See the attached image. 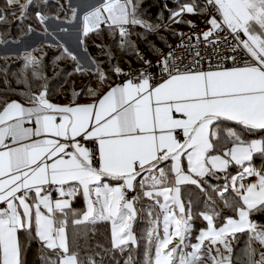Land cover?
Segmentation results:
<instances>
[{
    "label": "snow or ice",
    "instance_id": "snow-or-ice-1",
    "mask_svg": "<svg viewBox=\"0 0 264 264\" xmlns=\"http://www.w3.org/2000/svg\"><path fill=\"white\" fill-rule=\"evenodd\" d=\"M65 2L68 22L79 23L81 45L90 33L107 30L119 35L122 49L132 48L143 67L125 72L113 66L123 79L101 95L109 76L93 58L88 71L99 83L88 92L98 98L81 104L75 98L82 93L73 92V101L59 105L48 99L46 86L32 91L27 73L46 80L43 58L23 54L16 83L27 91L16 94L25 103L0 102V264H24L22 254L33 241L40 246V264H96L95 253L82 258L78 240L87 241L98 222H110L112 249L130 252L138 242L133 222L143 211L136 203L145 198L152 217L145 264H264V252L256 247L264 248V224L252 219L264 215V0H203L202 6L189 0L170 10L171 21L192 29L197 25L183 14H207L203 22L210 27L190 35L171 30L179 42L167 52L151 46L155 61L127 39L133 26L149 32L162 27L145 18V0H95L82 13L72 0ZM32 4L4 0L0 23L9 10L24 19ZM35 16L56 40L48 46L62 49L55 59L70 58L76 73L85 71L49 32L46 21L61 16ZM201 45L205 51L211 47L215 63L201 55ZM153 67L157 71H149ZM221 174L223 183L210 182ZM182 186H195L205 197L203 210L181 199ZM78 196L83 209L72 206ZM196 219L206 222L198 231ZM238 234L247 240L235 254L231 241Z\"/></svg>",
    "mask_w": 264,
    "mask_h": 264
},
{
    "label": "trees",
    "instance_id": "trees-1",
    "mask_svg": "<svg viewBox=\"0 0 264 264\" xmlns=\"http://www.w3.org/2000/svg\"><path fill=\"white\" fill-rule=\"evenodd\" d=\"M21 2H24V0H21ZM186 2H189V0H180L178 6ZM197 3L199 2L197 1ZM61 4L64 5L62 11L60 9ZM0 7H4V0H0ZM12 7L15 8L16 6L13 5ZM36 11H41L49 17L59 14L61 19L67 21V16L70 13L65 0H33V4L24 19H20L21 12L18 10L15 12L9 10L7 12V20L0 23V39L2 41H16L29 33V26L32 29L43 31L44 26L39 23L35 16ZM143 12L146 14V19H149L153 24L159 23L162 27L154 32H149L140 26H133L129 30L131 34L127 39L135 43L142 56L157 57L151 46L164 51L177 37V35L172 34L171 30L180 31L189 28L185 23H175L169 19L170 11L166 9L164 0H145ZM204 17L205 14L193 15L184 13L182 19L199 23ZM120 39L118 34L110 35L107 30L99 34L90 33L84 38V45L88 53L109 76L108 83L101 89V94L108 88V84L116 82L118 76L112 73L113 66L129 70L142 64L133 54L131 47L124 49L120 47ZM61 51L62 49L59 46L49 47L48 43H41L30 51L32 55L43 58L42 75L46 77V80H32L31 72L29 71L27 75L32 84V91H39L41 86L44 85L47 87L48 99L57 103L73 101V92L82 93L75 98L76 102L96 99L97 97L90 96L88 92L89 87L97 88L99 82L97 83L96 77L86 70L82 73H76L74 71L76 62L70 58L56 60L55 58L61 55ZM24 62L23 55L18 57L0 56V102L17 100L25 103L23 98L16 94L21 91H27L24 84L16 83L17 78L21 76ZM5 70L7 72L6 75ZM69 73L72 74L69 75ZM85 85L88 87H85ZM260 163L261 160L257 157L256 165L259 167ZM236 171L235 167L229 169V172L233 175L236 174ZM210 182L223 183V174H221V180L210 179ZM181 198L185 203L191 199L196 211H201L205 207V197L198 192L195 186H182ZM149 203L151 202L146 198L136 203L137 209L143 208V211L138 213L136 220L133 222V232L137 236L138 245H132L130 252L125 251L122 253L119 250L112 249L110 222H98L94 226L95 230L89 231L87 241H85L84 237H80L78 240L82 258L86 259L88 255L95 253L96 264H125V261H129V264H145L147 248L145 230L149 227V221L152 219V217L147 215V205ZM72 206L75 209H83L85 207L83 198L78 196L73 201ZM221 209L225 215H231L230 210L223 208L222 205ZM252 219L264 224V215L256 214L252 216ZM194 224L196 231H198L205 226L206 222L196 219ZM67 230L71 240L74 231L71 223H69ZM246 240L247 235L238 234L233 247L235 254H237L239 249L244 248ZM257 248H260L259 244ZM39 249L40 246L37 241H33L30 246H26L25 252L22 254L24 264H40Z\"/></svg>",
    "mask_w": 264,
    "mask_h": 264
},
{
    "label": "crops",
    "instance_id": "crops-1",
    "mask_svg": "<svg viewBox=\"0 0 264 264\" xmlns=\"http://www.w3.org/2000/svg\"><path fill=\"white\" fill-rule=\"evenodd\" d=\"M72 3L74 6L79 5L80 11L82 13V12L87 10L88 6L94 4L95 0H72ZM46 24H47V27L49 29V32H55L57 39L63 45H65L70 51L74 52L78 56L79 61L85 70H88L89 68L92 67L91 61L93 58L88 53L85 45L84 44L81 45L79 42L80 33L77 31V29L79 27L78 22L71 23L65 19H61V21H57L55 19H49L48 21H46ZM59 28H68V31L67 32H59L58 31ZM20 42H22L24 45H22L23 47L22 46L20 47L21 51L19 54H24L25 52H28V51L34 49L35 47H37L41 43L51 42L52 44H55L56 40H53V37L51 35L46 34L44 31H38V30L33 29V31H31L27 36L22 37L19 41L15 42V43H20ZM8 43H11V42H8ZM7 54H9V53H7ZM83 56H86L87 58H85V57L83 58ZM115 83H118V82H114L112 84H115ZM107 90H108V88L104 92H106ZM51 102H53V101H51ZM70 102L71 101H66V102H61V103L53 102V103H56L59 105H68ZM77 102L83 104V103H88V102H92V101H77ZM57 195L58 194L55 191L52 192L53 198H56ZM67 232H68V230H67Z\"/></svg>",
    "mask_w": 264,
    "mask_h": 264
},
{
    "label": "built area",
    "instance_id": "built-area-1",
    "mask_svg": "<svg viewBox=\"0 0 264 264\" xmlns=\"http://www.w3.org/2000/svg\"><path fill=\"white\" fill-rule=\"evenodd\" d=\"M179 1H180V0H176V2H174V0H164V5H167L166 9H167L168 11H170V10H176V9L179 8V6H178V2H179ZM197 1H198L201 5H203V0H197ZM207 18H208V17H207V14H205V17H204V19H203L201 22H199V23H195V24L197 25V28H196V29H192V28L189 27V28H187V29L180 30L179 32H183V33H186V34H189V35H190V34L193 33L194 31H195V32L207 31L208 28H209L210 26H209L208 24H206V23L203 22V21L206 20ZM130 30H131V28H130ZM187 38H188V37L185 36V40H187ZM179 40H180V37L177 36L176 39H175V41L172 42L171 45H176V44L179 42ZM192 42L195 43V38H193V41H192ZM220 47H221V49L224 51V54H225V55H231V53H229V52L227 51V49L225 48L224 45H221ZM200 48H201V55H202V56H205V55H206V56L211 60L212 63H215V62H216V57L212 54V49H211V47H208L206 51H205L203 45H201ZM167 51H168V48L164 50V52H167ZM146 59H149V60L155 61V60L157 59V57H155V58H146ZM189 59H191V57H189ZM185 63H187V60L185 61ZM202 63H203V67L206 69V68L208 67V60H205V61L202 62ZM226 66H227V67H232L233 65H232L231 62L229 61V62H227ZM141 67H143L142 64L139 65V66H137V67H134V68H132V69H138V68H141ZM127 71H129V70H127ZM127 71H125V72H127ZM149 71H151V72H155V71H157V69H156L155 67H153V68L149 69ZM122 79H123L122 76H118L116 82L120 83ZM89 146H91V145H89ZM135 194H136V193H132V192H130V193H129V196L131 197L132 195H135Z\"/></svg>",
    "mask_w": 264,
    "mask_h": 264
},
{
    "label": "rangeland",
    "instance_id": "rangeland-1",
    "mask_svg": "<svg viewBox=\"0 0 264 264\" xmlns=\"http://www.w3.org/2000/svg\"><path fill=\"white\" fill-rule=\"evenodd\" d=\"M30 33V32H29ZM28 33V34H29ZM27 34V35H28ZM26 35V36H27ZM24 37V36H23ZM22 38V37H21ZM20 38V39H21ZM20 39H18V40H16V41H13V40H7V41H3L2 43H0V56H13V57H18V56H21V55H23V54H19L20 53V51H21V46L22 45H24L22 42H20V43H15V42H17V41H19ZM0 41H2L1 39H0ZM8 42H11V43H8ZM40 45V44H39ZM23 47V46H22ZM33 50V49H32ZM32 50H30V51H32ZM30 51H28V52H30ZM7 53H9V54H7ZM87 58L86 56H83V58ZM145 58H151V57H148V56H144ZM124 71H127V69H123ZM86 71H88V70H86ZM90 72V71H89ZM117 80V79H116ZM99 81H97V83H98ZM94 84H96V83H94ZM160 227H161V232H162V217H161V225H160ZM231 244H232V247H234L235 246V240H232L231 241ZM136 245H138V244H136ZM135 245V246H136ZM258 246V244L256 245V247ZM260 249V251H262V252H264V248H259ZM222 251H223V249H222ZM240 251H241V249H239L238 251H237V254H239L240 253ZM225 255H227V253L225 252Z\"/></svg>",
    "mask_w": 264,
    "mask_h": 264
}]
</instances>
